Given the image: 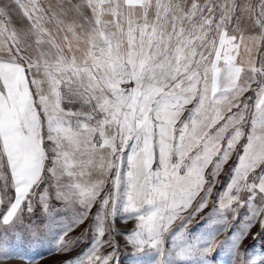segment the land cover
<instances>
[{
	"label": "snow or ice",
	"instance_id": "6c2138e0",
	"mask_svg": "<svg viewBox=\"0 0 264 264\" xmlns=\"http://www.w3.org/2000/svg\"><path fill=\"white\" fill-rule=\"evenodd\" d=\"M118 216L131 264H264V0H0V264H119Z\"/></svg>",
	"mask_w": 264,
	"mask_h": 264
},
{
	"label": "rangeland",
	"instance_id": "374dc122",
	"mask_svg": "<svg viewBox=\"0 0 264 264\" xmlns=\"http://www.w3.org/2000/svg\"><path fill=\"white\" fill-rule=\"evenodd\" d=\"M234 165H230L226 167V169H223L219 177H217L218 183L213 188L212 196L210 198V202L207 208L204 209L203 212L198 214L195 219L191 222V224L188 225V231L194 232L199 228L200 223H202L201 217L206 216L213 207V202L216 200L217 193L221 190L223 185L227 182V176L229 174L230 169ZM209 172H205L206 179H211L210 176H208ZM207 184L205 185V188H207ZM200 195H203V192H201ZM199 197H197V200L193 202L192 207L194 208L196 206V203L198 202ZM95 211V209H93ZM191 209H189V212ZM183 215H187V213H184ZM229 215V220H231V214ZM136 220L129 218L126 223L122 222L121 218L118 216L115 221V233L114 238L115 241L118 243L119 247L117 249V257L119 259V264H131V256L133 253V248L130 246L123 235L120 233L122 232H129L135 229L136 227ZM180 220H177L170 229V232L165 235V249L167 250L169 248V240L171 233L177 230L180 227ZM216 227H221L220 225H217ZM84 231V227H80L75 229L73 232H70L65 239H75L77 237H80L81 232ZM202 231V229H201ZM259 225H256L252 228V233L260 232ZM91 233L88 235H85L82 237L83 242L79 244L78 247H75L74 250L68 252L67 254L59 253V254H52L48 255V250L50 248V244L47 240H45L44 243L39 242H32L31 244H25L23 247H21L17 253L18 256H26L28 259H13L5 261L4 264H62L63 261L71 259L77 255H79L86 247L89 242ZM228 235L227 231L221 232L220 235L217 237L218 241L224 240ZM246 246H251L249 251V256L255 257V256H262L264 257V233H261V236L258 237L256 240L252 239V235H249L248 239L245 241ZM102 251L107 254L108 252L112 251L111 248H105ZM43 255V258L41 259L40 256ZM143 255V254H140ZM208 264H231V259L227 251L223 249H217L214 251L211 255L207 257ZM115 264V262H113ZM185 264H198V260L196 258H193L191 261L185 262ZM256 264H262L261 260H257Z\"/></svg>",
	"mask_w": 264,
	"mask_h": 264
},
{
	"label": "crops",
	"instance_id": "0c3cea01",
	"mask_svg": "<svg viewBox=\"0 0 264 264\" xmlns=\"http://www.w3.org/2000/svg\"><path fill=\"white\" fill-rule=\"evenodd\" d=\"M248 95H251V93H248ZM185 115H187V113H185ZM236 160V156L235 154L232 156V158L229 160V162L224 166V169H226V167L230 166V165H234V162ZM211 165L209 166V168L206 170V172H210L211 171Z\"/></svg>",
	"mask_w": 264,
	"mask_h": 264
}]
</instances>
